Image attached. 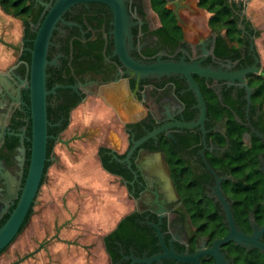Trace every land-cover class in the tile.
Instances as JSON below:
<instances>
[{"label": "flooded vegetation", "instance_id": "1", "mask_svg": "<svg viewBox=\"0 0 264 264\" xmlns=\"http://www.w3.org/2000/svg\"><path fill=\"white\" fill-rule=\"evenodd\" d=\"M172 1L165 0V7L174 14ZM56 2L22 0L19 38L13 30L15 16L1 7L0 39L18 48L0 41L7 49L0 50V228L17 208L30 172V49ZM115 2L117 10L126 14V25H117V10L101 0L73 3L57 20L47 55L48 120L50 108H112L122 123L127 146L124 151L102 147L108 149L111 161L117 162L114 155L124 159L133 138L139 141L160 130L138 146L132 168L119 162L130 171L131 180L114 174L127 186L134 208L115 230L99 237L107 264H149L139 260L157 255H162V262L151 264H219L209 251L230 231L228 211L246 235L264 227V77L247 74L238 83L192 74L205 102L203 112L187 77L129 75L119 51L126 52L132 62L147 65L185 58L187 63L199 62L216 75L229 77L252 67L256 56L264 68L256 44L261 32L247 17L245 6L235 11L240 30L236 37L243 41L226 45L220 40L223 34L210 24L212 14L200 7L198 0L181 10L182 25L174 14L180 36L165 30L156 0ZM121 28L124 31L118 40L116 31ZM115 108L143 111L124 122ZM63 132L53 136L48 128L49 138L55 140L50 156L47 152L50 166L57 161L55 146ZM48 170L19 233L0 256L36 215ZM257 237L264 243V231ZM52 239L69 242L59 230ZM52 239L41 242L18 264L44 252ZM69 244L80 245L76 241ZM90 244H81L87 254ZM111 248L118 253L117 260ZM167 253L197 255V260L181 261L166 257ZM219 254L224 264H264V251L254 245L230 241L220 246Z\"/></svg>", "mask_w": 264, "mask_h": 264}, {"label": "water", "instance_id": "2", "mask_svg": "<svg viewBox=\"0 0 264 264\" xmlns=\"http://www.w3.org/2000/svg\"><path fill=\"white\" fill-rule=\"evenodd\" d=\"M87 1V0H57L53 8L50 10L45 20L43 21L41 27L39 28L36 38L34 40L33 48L31 51V65H30V84L29 89L31 91V108H32V119H33V142H32V161L30 166V172L28 176V180L26 183V187L24 189V193L19 201V204L15 211L12 213L9 220L0 228V253H2L15 239L19 230L21 229L27 214L30 210V207L37 195L39 187L41 185L42 179L45 175L46 163L49 161L47 157L48 152V128H49V120H48V101L47 96L50 91L47 89V65L49 64L47 55L48 48L50 44V38L55 27L57 20L61 17L62 13L69 7L71 4ZM105 1L117 10V6L115 5V0H101ZM191 2L182 1V0H173L171 2V6L173 7V12L178 19L179 24H183V18L181 15V10L186 7V5ZM116 21L117 25L119 23H124L126 25V14L124 11L119 12L117 10L116 13ZM123 29H117L116 36L118 40L123 35ZM2 43L12 48L17 49L13 44L7 43L4 40L0 39ZM253 48V45H252ZM121 59L127 65V74L133 75L137 73L139 77H148L151 75H180L185 76L191 82V89L194 88L198 100L200 104L203 106V112L205 111V102L203 96L201 94L200 87L194 81L192 74H198L201 76L208 75L211 78L220 77L221 80L227 81L228 78L234 80L238 83L245 80V76L247 74H258L264 77V68L259 66V57L256 56V63L244 70L233 73L232 76H219L216 75L214 71L210 69H205L199 65V62H190L187 63L185 58L181 59L178 62L175 61H159L155 64H139L134 63L128 57L126 52L119 51ZM250 91V90H249ZM188 127H192V124H188ZM160 130H155L154 132L149 133L145 137H143L139 141H135L132 139L133 145L130 148L124 159L118 158L117 155H114L117 160L121 163H127L129 168H132L133 161L132 157L138 146H140L144 141L149 139L150 137L156 136ZM60 142H64L62 138H59ZM229 215V223H230V231L226 237L220 240H216L214 242L213 249L209 251L212 255L216 256L219 264H224L221 255L219 254V249L221 245L227 244L230 241H235L238 244L244 246L254 245L255 247L264 251V243L259 242L258 237L261 232L264 231V227L260 230V232L256 229L254 235L249 236L238 230L237 225L232 217L230 211H228ZM161 237V241L163 242V237L159 233ZM165 246V245H164ZM30 255V254H29ZM29 255L20 259L19 261L13 263L18 264L23 259L27 258ZM166 257H172L181 261H196L197 255L189 256V255H177L176 253H167ZM162 255L154 256L150 259L143 258L139 260L140 262H145L151 264L154 261L162 262ZM137 260V259H136Z\"/></svg>", "mask_w": 264, "mask_h": 264}, {"label": "crops", "instance_id": "3", "mask_svg": "<svg viewBox=\"0 0 264 264\" xmlns=\"http://www.w3.org/2000/svg\"><path fill=\"white\" fill-rule=\"evenodd\" d=\"M245 12L253 25L261 32V37L257 39L256 44L264 60V0L250 1L245 7ZM13 39L14 37L11 41ZM0 50L7 52V49L1 45ZM115 111L124 122H127L132 115L143 111V108H115ZM97 128V126L92 127V133ZM68 131H71L70 124L63 132L62 139L65 141L58 142L55 146L57 161L53 164L59 168H53L54 170L49 172L55 180L58 197L66 192L69 194L67 204L61 202L64 213L62 212L59 223L68 221L70 238L78 244L87 240L84 236L85 230L91 233L92 243H94L95 233L109 234L134 208V202L128 196L127 186L118 176L102 167L98 155L102 146L124 151L127 143L124 137H121L116 142L111 140L94 148L87 136L78 132L65 136ZM94 158H97V166L91 162ZM66 163L73 165L67 167Z\"/></svg>", "mask_w": 264, "mask_h": 264}, {"label": "rangeland", "instance_id": "4", "mask_svg": "<svg viewBox=\"0 0 264 264\" xmlns=\"http://www.w3.org/2000/svg\"><path fill=\"white\" fill-rule=\"evenodd\" d=\"M191 1L193 2V0ZM1 12L2 9L0 6V13ZM208 14L211 15L212 13L208 12ZM20 19L21 18L16 16L13 17V30L16 33V38H19L21 35ZM239 34L240 32L236 31V36ZM70 125L71 131H68L65 136H71L75 132H78V134L81 133L85 137H88L89 142L92 143V147L94 148L100 144L107 143L108 141L110 142L111 140L116 142L121 139V137L127 140L122 123L112 108H76L71 112ZM95 126L98 128L92 133V127ZM61 136L63 138L64 134ZM91 162H93L95 166L98 164L97 158H94ZM72 165L73 164L70 165V163H66L65 166L70 167ZM57 167L59 168V166H55L54 164L50 166L46 182L41 191V202L39 209L36 211V215L33 216L26 230L20 234L14 244L0 256V264H10L22 258L28 252H32L38 248L41 242L52 239L58 230L60 236L64 239L69 240V242L75 241L70 238L68 233L70 229L68 221H63L61 223L62 225L59 223L63 212L61 202L66 205L69 194L66 192L60 197L56 194L58 190L55 188V180L49 175V172L58 169ZM78 168L80 167L78 166ZM84 236L87 237V240L85 239V241L78 246L71 245L69 242L65 243V241L52 239L46 245L44 252L39 253L21 264H107V259L103 253L99 238L102 236V233H95L94 243H92L93 236L90 232L85 230ZM86 243H91L89 245L91 249L89 254L86 253L81 245Z\"/></svg>", "mask_w": 264, "mask_h": 264}, {"label": "trees", "instance_id": "5", "mask_svg": "<svg viewBox=\"0 0 264 264\" xmlns=\"http://www.w3.org/2000/svg\"><path fill=\"white\" fill-rule=\"evenodd\" d=\"M22 0H0V5L2 9L8 13L13 14L16 17H20L24 10L21 9ZM199 6L203 9L212 13V17L210 18V24L220 32L221 38L220 40L224 42L226 45L233 44L234 41L242 42L243 38L236 37V31H240L237 22L236 10L244 9V5L242 3H232L229 0H198ZM157 10L162 17L165 30L171 34H175L176 36H180L181 28L177 24V19L172 13V10L165 7V0H156ZM35 36V35H32ZM50 108L49 121L51 122V126L49 127V134L53 136H57L63 131H65L70 123V115L74 108ZM61 122L60 125H56V123ZM48 155L53 151L55 140L54 137L49 138L48 144ZM108 149L101 147L99 149V156L101 160L102 167L116 175H120L125 179H132V174L130 171L124 167L122 164L117 162L116 160L111 161V157L107 155L106 151ZM50 166V162L47 163L45 172H47ZM133 215L129 216L132 217ZM115 259L119 258L118 253L115 249L111 248Z\"/></svg>", "mask_w": 264, "mask_h": 264}, {"label": "built area", "instance_id": "6", "mask_svg": "<svg viewBox=\"0 0 264 264\" xmlns=\"http://www.w3.org/2000/svg\"><path fill=\"white\" fill-rule=\"evenodd\" d=\"M234 1L240 2V3H242L244 6H247V5L250 3V1H252V0H234Z\"/></svg>", "mask_w": 264, "mask_h": 264}]
</instances>
